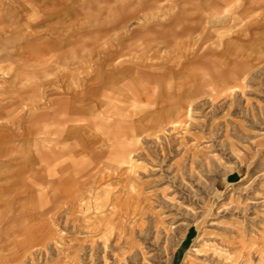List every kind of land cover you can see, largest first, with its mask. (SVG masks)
<instances>
[{"label":"rangeland","instance_id":"1","mask_svg":"<svg viewBox=\"0 0 264 264\" xmlns=\"http://www.w3.org/2000/svg\"><path fill=\"white\" fill-rule=\"evenodd\" d=\"M56 1L0 0V264H245L247 256L246 264H264V0L194 4L202 19L191 26L192 67L165 76L193 83L192 94L178 88L189 107L157 133L95 149L92 159L45 142L43 95L53 110L54 95L89 77L81 66L94 40L57 45L36 31V5ZM143 111L128 113L133 120ZM26 129L39 149H9L10 133L21 142ZM111 152L123 158L114 167ZM57 167L63 178L117 172L113 181L65 183L74 209H62L50 177ZM15 190L32 195V209H20L25 199Z\"/></svg>","mask_w":264,"mask_h":264},{"label":"crops","instance_id":"2","mask_svg":"<svg viewBox=\"0 0 264 264\" xmlns=\"http://www.w3.org/2000/svg\"><path fill=\"white\" fill-rule=\"evenodd\" d=\"M218 3L220 2L215 5ZM194 4L205 5L207 8L212 3L208 0L195 3L193 0H57L55 4L36 5L35 15L39 16L36 21L41 22L36 31L44 30L46 33L43 38H58L53 41L57 45L68 43L67 40H61L63 38L94 39L84 48L89 57V64L81 66L82 69H89V77L82 78L78 88L70 89L67 85L64 86V92L54 95L51 99L53 110L48 109L51 97H47L48 94L43 95L42 101L44 106L46 103L47 108L42 116L46 120L42 122L49 120L48 127L51 126L50 131L44 132L47 135V145L49 141L54 145L64 142L76 150V157L92 159L97 155L95 149L110 145L111 148L120 145L124 147V141L131 140L133 134L135 137L154 134L160 128L174 123L180 115L179 112L182 114V111L189 107L187 100L183 101L184 103L179 100L181 90L178 88L183 86L182 84L187 85L185 92L192 94L193 83L185 79H178L174 83L171 78L165 76L173 75L180 69L186 70L187 64L191 66L193 63L191 55L195 34L193 32L192 35L191 26L194 21L202 19L197 13L194 14ZM255 13L256 10L252 14ZM110 38L112 39L109 40ZM131 39H138L136 42L143 39L144 45L140 49L134 48L135 41L133 43ZM112 40L120 42L119 51L110 46ZM52 51L53 48L43 53H53ZM133 54H136L137 58L134 57L130 61V55ZM71 63L69 62L68 66L67 62H64L63 66H66L67 70L72 69ZM199 86L204 84L201 82ZM191 101L190 97L189 102ZM143 105H151V108L144 109ZM134 108L145 111L135 114L132 120L133 115L128 111ZM52 115L56 116V120L53 121ZM60 117L62 120H59ZM27 129L26 137L21 142L17 141L16 133H10L9 149H20L22 144L27 150L39 147V140L33 138L35 133L32 129ZM13 134L15 138L11 140ZM40 141L43 142L41 139ZM99 154L103 159L110 157L108 153ZM110 154L118 158V161H115V164L111 162L110 166L114 167L123 159L120 152ZM57 157L59 155L55 154L54 159ZM82 169L88 172V165H83ZM91 171L89 169L90 173ZM115 172L117 171L111 173L113 177L104 172L95 177L86 172L79 174V177L74 172H65L63 178L60 168L57 167L54 173L51 171L50 177L53 182L59 184L56 187V195L63 200L62 209H74L73 203L69 206L70 199L74 196L72 186L64 185L65 183L84 180L113 181ZM28 193L30 194V191ZM16 194L15 190V198L25 199L20 202V209H32V195L27 192L24 194L23 190ZM84 195L85 191H81L78 197L82 199ZM189 237L190 233L186 232L184 239ZM248 260L247 256L245 264Z\"/></svg>","mask_w":264,"mask_h":264}]
</instances>
